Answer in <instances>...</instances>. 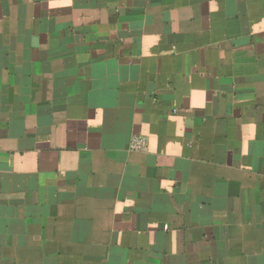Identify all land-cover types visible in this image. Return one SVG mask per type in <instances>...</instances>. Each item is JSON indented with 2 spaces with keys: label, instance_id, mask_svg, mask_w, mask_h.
Here are the masks:
<instances>
[{
  "label": "crops",
  "instance_id": "0c3cea01",
  "mask_svg": "<svg viewBox=\"0 0 264 264\" xmlns=\"http://www.w3.org/2000/svg\"><path fill=\"white\" fill-rule=\"evenodd\" d=\"M0 264H264V0H0Z\"/></svg>",
  "mask_w": 264,
  "mask_h": 264
},
{
  "label": "built area",
  "instance_id": "2783aa9c",
  "mask_svg": "<svg viewBox=\"0 0 264 264\" xmlns=\"http://www.w3.org/2000/svg\"><path fill=\"white\" fill-rule=\"evenodd\" d=\"M134 148L135 149H138V150H142V149H145V142H143V141H136L135 143H134Z\"/></svg>",
  "mask_w": 264,
  "mask_h": 264
}]
</instances>
